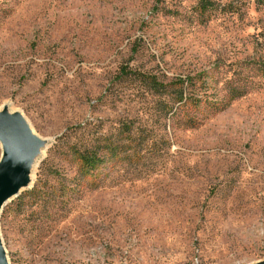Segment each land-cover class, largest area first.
Segmentation results:
<instances>
[{"label": "rangeland", "instance_id": "1", "mask_svg": "<svg viewBox=\"0 0 264 264\" xmlns=\"http://www.w3.org/2000/svg\"><path fill=\"white\" fill-rule=\"evenodd\" d=\"M0 116L3 264H264V0H0Z\"/></svg>", "mask_w": 264, "mask_h": 264}, {"label": "water", "instance_id": "2", "mask_svg": "<svg viewBox=\"0 0 264 264\" xmlns=\"http://www.w3.org/2000/svg\"><path fill=\"white\" fill-rule=\"evenodd\" d=\"M26 129L20 119L0 116V143L5 154L0 166V207L6 201L20 175L26 157ZM0 264H3L0 257Z\"/></svg>", "mask_w": 264, "mask_h": 264}, {"label": "trees", "instance_id": "3", "mask_svg": "<svg viewBox=\"0 0 264 264\" xmlns=\"http://www.w3.org/2000/svg\"><path fill=\"white\" fill-rule=\"evenodd\" d=\"M138 77H141L142 74H137ZM143 78V76H142ZM152 80V81H151ZM148 85L153 92L156 94H169L168 88H172V99L173 102L176 104V108H174V113L182 108V106L187 104L197 105L199 103H206L210 106V110H217V105L215 102L210 103L207 98V94L202 90L205 89L204 83L200 85L199 79L197 76H187L184 78H176L175 82L172 85H166L160 82H156L155 78H151ZM147 83V78L145 80ZM175 107V106H174ZM194 119H190L188 125L192 127ZM77 159L80 161L81 169L83 171V175H90L91 171L94 170L97 166H99L103 158L100 157L98 154L94 153L93 151L85 148L82 150L81 153L77 155Z\"/></svg>", "mask_w": 264, "mask_h": 264}]
</instances>
